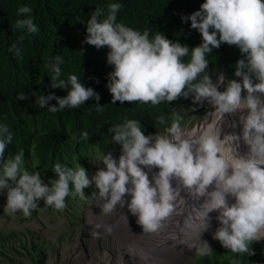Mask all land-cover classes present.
Listing matches in <instances>:
<instances>
[{
	"label": "clouds",
	"instance_id": "9594fccd",
	"mask_svg": "<svg viewBox=\"0 0 264 264\" xmlns=\"http://www.w3.org/2000/svg\"><path fill=\"white\" fill-rule=\"evenodd\" d=\"M121 7L119 3L109 4L103 19H99L102 9H95L87 20L83 41L97 49H109L107 63L114 70L108 74L107 88L112 104L119 101L156 106L191 96L194 104H203V110L189 115L188 121L194 124L184 128L183 117L173 113L170 127L158 129L155 135L144 134L143 126L135 119L111 126L108 131L114 133L112 140L118 145L106 148L105 152L97 151L87 159L88 176L81 165L71 168L57 162L52 172L58 179L50 180V186L43 182L39 172L24 167L23 151L5 158L13 134L7 125L0 124V205L2 199L7 200L4 213L15 215L20 211L30 218L41 199L39 208L45 203L60 212L67 207L68 196L84 199L83 189L94 184L91 198L77 207L80 217L85 218L83 205L96 198L105 215H112L117 209L130 222L129 215L136 216L144 233H157L162 228L173 232L176 227L183 231L182 235L198 238L200 243L188 244L195 249L197 264L200 257L211 254L219 244L234 254L254 255L250 242L264 244V239L259 238L264 232V0H205L199 10L182 16V21L190 20L191 28L202 37V43L191 48L187 59V45L173 42L158 31L150 37L148 29L141 33L118 23ZM31 12L28 6L18 9V15L26 18L15 22L16 29L38 32ZM222 43L238 47L241 53L236 66L230 65L231 72L223 60L216 68L210 62L209 55ZM9 51L20 54L17 45ZM54 60L48 65L53 73L51 87L67 89L68 94L62 98L54 94L37 97L41 108L56 113L78 108L92 98L100 100L76 75L59 79L63 58L58 55ZM214 70L218 74H213ZM17 98L28 99L24 94ZM51 100H56L58 106H48ZM208 103L221 117L227 114L222 119L225 123L185 131L214 118ZM157 121L167 122L164 115L158 116ZM235 122L238 135L225 134L224 127L232 129ZM81 137L89 139V133L84 131ZM241 139L248 147L247 153L244 149L238 151ZM113 155L119 156L118 160ZM97 160L104 166L98 170L94 168ZM153 169L159 171L152 173ZM126 195L131 197L130 201H126ZM167 219L165 227L163 222ZM103 231L107 238L108 233ZM98 232L102 229L94 234L98 236ZM213 238L219 242L210 247Z\"/></svg>",
	"mask_w": 264,
	"mask_h": 264
},
{
	"label": "trees",
	"instance_id": "16d2710c",
	"mask_svg": "<svg viewBox=\"0 0 264 264\" xmlns=\"http://www.w3.org/2000/svg\"><path fill=\"white\" fill-rule=\"evenodd\" d=\"M204 2L0 0V124L7 125L13 134L12 142L6 147L5 158L23 151L24 167L30 172H39L43 182L49 184L50 180L58 179L52 172L57 162L71 168L81 165L88 176L87 159L97 151L104 152L105 148L118 145L112 140L114 133H109L108 129L125 120L140 121L142 131L149 135H155L158 129L170 127L173 113L183 117L182 128L192 126L194 121H188L191 119L189 115L203 110V104H194L191 96L187 99L180 97L173 104L165 101L156 106L141 102L122 104L119 101L112 104V96L107 88L108 74L114 70V66L107 63L109 49L106 46L97 49L83 41L87 35V20L92 12L97 8L102 9L99 19H103L108 14V5L119 3L122 7L117 13L118 23L141 33L148 29L150 37L158 31L173 42L187 45L190 48L189 55L184 57L187 59L191 55V48L202 43V37L198 30L191 28L190 20L182 21L181 17L190 16ZM22 6L32 9L31 16L38 28L37 33L15 28L18 19L26 18V15H18V9ZM13 40H17L18 44L15 41L14 44ZM13 45L20 49L19 55L9 51ZM58 55L63 58V63L59 65V79L67 80L70 74L76 75L85 87H91L100 96L98 102L92 98L78 108H65L56 113L36 103L41 95L54 94L62 98L68 94L67 89L51 87L53 73L48 65L55 63L54 57ZM209 56L215 68L220 67L222 60L225 61L228 72L242 58L238 47L226 43L214 49ZM212 73L218 74L216 70ZM19 94H24L28 99L19 100ZM48 106H58L57 101H49ZM160 115L165 116V124L157 121ZM84 131L89 133V139L81 137ZM94 187V184H90L83 189L84 199L78 195L66 198L67 207L60 210L66 221L72 224L77 222L80 218L76 213L77 207L87 197L91 198ZM42 201H38L34 214ZM6 202V199H2L0 215L5 214L3 209ZM250 247L255 254L248 256L247 253H231L219 244L212 248L211 254L200 257L198 264H233V260L236 264H264V244L254 240L250 242ZM48 257V243L37 231L0 230V264H46Z\"/></svg>",
	"mask_w": 264,
	"mask_h": 264
},
{
	"label": "rangeland",
	"instance_id": "374dc122",
	"mask_svg": "<svg viewBox=\"0 0 264 264\" xmlns=\"http://www.w3.org/2000/svg\"><path fill=\"white\" fill-rule=\"evenodd\" d=\"M210 111L214 113V118L205 119L200 121L199 125L184 130L199 131L202 126L225 123L222 119H225L227 114L221 117L212 104H209ZM226 127L227 125L224 129ZM119 151L121 152V148ZM113 157L117 160L119 158L115 155ZM100 167L104 166L97 160L94 168L98 170ZM158 171L153 169L152 173ZM152 173H149V179ZM125 199L130 201L131 197L126 195ZM98 204L96 198L85 203L82 211L86 219L81 216L77 222L68 225L62 212H56L53 207H47L44 203L30 218H25L20 211L15 215L0 216V230L33 229L39 232L48 243L49 258L46 264H197L195 249H190L188 244L200 243L198 238L186 237L182 235L183 231L176 227L173 232L162 228L157 233H144L137 223L136 216L129 215L132 225L117 209L112 215L103 214ZM124 207H127V204ZM167 221L169 220L163 222L165 227H168ZM217 225L220 226L218 221ZM99 228L102 232H98L97 236L94 233H97ZM109 228L110 232L107 231ZM103 229L108 233L107 238ZM259 238L264 239V232ZM217 242L219 241L213 238L209 246L212 247Z\"/></svg>",
	"mask_w": 264,
	"mask_h": 264
},
{
	"label": "bare ground",
	"instance_id": "6f19581e",
	"mask_svg": "<svg viewBox=\"0 0 264 264\" xmlns=\"http://www.w3.org/2000/svg\"><path fill=\"white\" fill-rule=\"evenodd\" d=\"M56 43V42H55ZM41 83V82H40ZM40 86H41V84H40ZM39 86V87H40ZM43 87V86H42ZM239 120V119H238ZM237 120V121H238ZM235 127H233L232 129H230V126H228L227 125V127L224 129V131L226 132L225 134H237L238 135V133H236L239 129H238V127L236 126V122H235ZM240 128V127H239ZM241 128H242V126H241ZM229 130H230V132H229ZM245 150V153H247V151H248V147H245V144H244V142H243V140L241 139L240 141H239V148H238V151L241 153V151L242 150ZM105 151H107V149L105 148L104 149V152Z\"/></svg>",
	"mask_w": 264,
	"mask_h": 264
}]
</instances>
